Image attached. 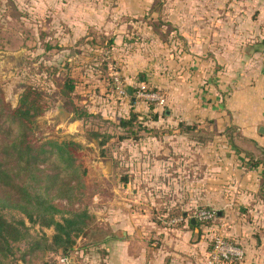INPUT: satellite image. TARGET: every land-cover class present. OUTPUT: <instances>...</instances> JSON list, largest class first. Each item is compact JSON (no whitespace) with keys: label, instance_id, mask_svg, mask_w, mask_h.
Returning a JSON list of instances; mask_svg holds the SVG:
<instances>
[{"label":"rangeland","instance_id":"1","mask_svg":"<svg viewBox=\"0 0 264 264\" xmlns=\"http://www.w3.org/2000/svg\"><path fill=\"white\" fill-rule=\"evenodd\" d=\"M166 3L164 0H0V89L13 107L26 88L43 89L49 108L38 119L36 135L81 143L80 158L88 173L83 203L76 205L87 207L94 217L89 233L107 228L102 220L142 217L145 210L160 227L175 224L173 219L182 215V210L175 207L154 204L146 208L140 200H134L131 188L124 189L129 178L126 161L137 158L131 152L141 153V148L154 145L147 143L148 138L156 139L157 145L163 137L192 136L202 140L236 136L235 124L229 122L225 112L220 121L206 114L205 92L198 91L194 102L193 94L200 86L197 73L201 70L191 59L189 33L175 31L169 25L175 24L176 18L164 13ZM69 76L74 79L76 89L67 100L59 91L60 84ZM228 97L232 99V94ZM133 113L138 115L143 127L137 129L138 138L121 140L120 136L128 130L120 128L119 121ZM101 142L105 145H100ZM190 156L196 159L199 152ZM134 178L141 181L140 176ZM171 178L170 175L154 180L164 182ZM213 179L224 193L232 190L236 195L239 190L236 181L239 178L235 175ZM157 181L152 182L151 188L162 191L159 197L170 199V185L165 187ZM249 208H236V212L242 211L246 224L254 228V238L250 241L262 246L264 224L254 223L256 217L249 214ZM194 210L188 215H193ZM170 213L176 216L162 218ZM7 216L11 217L9 212ZM26 222L35 237L46 233L51 238L54 234L52 227ZM221 225L218 217L206 225L210 247L216 235L225 236ZM31 243V238L16 243L14 255L0 262L59 264L60 253L53 251L36 250L25 255Z\"/></svg>","mask_w":264,"mask_h":264},{"label":"crops","instance_id":"2","mask_svg":"<svg viewBox=\"0 0 264 264\" xmlns=\"http://www.w3.org/2000/svg\"><path fill=\"white\" fill-rule=\"evenodd\" d=\"M164 1L168 4L164 13L176 18L175 24L169 25L175 31L189 33L191 59L201 70L194 102L198 91L205 92L206 114L220 121L225 112L229 122L235 124L236 136L202 140L163 137L157 145L156 139L148 138L147 143L154 145L141 148L143 153L131 152L137 158L126 161L129 178L124 189L131 188L134 200H140L146 208L157 204L182 210L183 216H178L182 220L160 227L147 216V210L142 217L102 220L107 227L103 230L109 234L99 231L80 236L72 251V264H209L212 246L206 233L208 224L188 212L212 205L219 208L213 207L221 231L229 240L239 241L237 245L244 250V262L239 264H264V245L250 241L254 228L246 224L242 211L236 212V208L250 207L249 214L256 217L254 223L264 224V0ZM219 143L226 146L214 147ZM197 152L196 159L190 156ZM225 174L239 178L236 195L232 190L224 193L214 182V176ZM170 175L172 178L164 182L154 180ZM139 176L138 182L134 177ZM153 181L170 185L172 199L159 197L162 191L151 188Z\"/></svg>","mask_w":264,"mask_h":264},{"label":"trees","instance_id":"3","mask_svg":"<svg viewBox=\"0 0 264 264\" xmlns=\"http://www.w3.org/2000/svg\"><path fill=\"white\" fill-rule=\"evenodd\" d=\"M75 89V81L69 76L60 84L59 93L69 100ZM48 108L41 88H26L15 107L5 100L0 89L1 260L13 256L15 244L28 238L32 243L25 255L43 250L60 253L59 259L71 256L77 239L90 231L93 215L87 207L76 205L83 203L88 173L80 158L82 145L73 140L58 141L36 135L38 119ZM119 127L128 130L126 135L120 136L121 140H125L138 138L137 129L143 126L138 115L133 113L130 118H121ZM100 145H105V142ZM7 212L11 217L7 216ZM175 214L170 213L163 218L171 219ZM27 220L33 225L52 227L54 234L51 238L46 233L40 237L33 236ZM211 221L213 219L201 222L209 224ZM189 222L192 223L191 220Z\"/></svg>","mask_w":264,"mask_h":264},{"label":"built area","instance_id":"4","mask_svg":"<svg viewBox=\"0 0 264 264\" xmlns=\"http://www.w3.org/2000/svg\"><path fill=\"white\" fill-rule=\"evenodd\" d=\"M216 216V210L213 208H196L192 218L199 221H209ZM176 220V221H175ZM182 218H175L173 221L178 222ZM172 221V222H173ZM245 256L244 250L239 245L235 244L226 236L220 234L214 237V245L209 253V264H239ZM61 264H72V257L65 255L60 257Z\"/></svg>","mask_w":264,"mask_h":264},{"label":"water","instance_id":"5","mask_svg":"<svg viewBox=\"0 0 264 264\" xmlns=\"http://www.w3.org/2000/svg\"><path fill=\"white\" fill-rule=\"evenodd\" d=\"M66 114H68V113H66ZM100 233H102L103 235H108L109 233L107 232V231H105V230H103V231H101ZM99 234V233H98ZM100 235V234H99Z\"/></svg>","mask_w":264,"mask_h":264}]
</instances>
